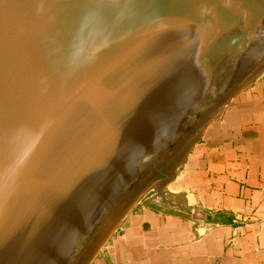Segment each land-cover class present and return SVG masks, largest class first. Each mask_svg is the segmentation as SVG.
I'll return each mask as SVG.
<instances>
[{"label":"water","instance_id":"95a60500","mask_svg":"<svg viewBox=\"0 0 264 264\" xmlns=\"http://www.w3.org/2000/svg\"><path fill=\"white\" fill-rule=\"evenodd\" d=\"M264 77V0H0V264H90Z\"/></svg>","mask_w":264,"mask_h":264},{"label":"crops","instance_id":"0c3cea01","mask_svg":"<svg viewBox=\"0 0 264 264\" xmlns=\"http://www.w3.org/2000/svg\"><path fill=\"white\" fill-rule=\"evenodd\" d=\"M165 188L92 264H264V77L239 91Z\"/></svg>","mask_w":264,"mask_h":264},{"label":"built area","instance_id":"2783aa9c","mask_svg":"<svg viewBox=\"0 0 264 264\" xmlns=\"http://www.w3.org/2000/svg\"><path fill=\"white\" fill-rule=\"evenodd\" d=\"M165 188L155 192V191H150L148 194H150L147 198L146 201L151 202V203H160L162 201L166 200V195H165Z\"/></svg>","mask_w":264,"mask_h":264},{"label":"rangeland","instance_id":"374dc122","mask_svg":"<svg viewBox=\"0 0 264 264\" xmlns=\"http://www.w3.org/2000/svg\"><path fill=\"white\" fill-rule=\"evenodd\" d=\"M229 103H230V102H229ZM179 168H180V167H179ZM175 174H176V173H175ZM149 195H150V194L145 195V196H144V197H143V198H142V199H141V200H140V201H139V202L133 207V209L136 208L140 203L144 202V201L146 200V198H147ZM133 209H132V210H133ZM132 210H131V211H132ZM131 211H130L129 213H131ZM103 249H104V247L100 250V252H99V254L97 255V257L102 253ZM97 257H96V258H97ZM96 258H94L90 264H92V263L95 261Z\"/></svg>","mask_w":264,"mask_h":264}]
</instances>
